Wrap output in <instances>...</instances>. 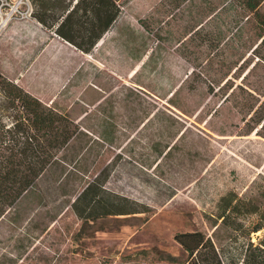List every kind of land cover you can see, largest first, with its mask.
<instances>
[{"label": "rangeland", "instance_id": "1", "mask_svg": "<svg viewBox=\"0 0 264 264\" xmlns=\"http://www.w3.org/2000/svg\"><path fill=\"white\" fill-rule=\"evenodd\" d=\"M230 1L121 0L89 57L33 18L31 0H0V71L81 130L0 219V264H180L175 234L214 236L223 196L264 213L261 29ZM98 174L140 212L81 219L73 202ZM232 231L219 229L221 246L238 244ZM253 234L264 244V228Z\"/></svg>", "mask_w": 264, "mask_h": 264}, {"label": "trees", "instance_id": "2", "mask_svg": "<svg viewBox=\"0 0 264 264\" xmlns=\"http://www.w3.org/2000/svg\"><path fill=\"white\" fill-rule=\"evenodd\" d=\"M120 1L31 0V15L90 54L120 17ZM229 4H237L254 15L261 32L253 52L264 62V0H231ZM263 120L264 116H260L257 123ZM80 132V126L68 113L44 102L0 71V219L36 187L48 170L62 163L60 154ZM103 139L110 142L106 136ZM101 179L98 174L74 200L72 206L81 219L91 221L140 212L139 202L108 190ZM219 208L214 236L203 231L175 234V240L188 252V258L180 264H264V244L251 239L252 233L264 228V213L235 192L223 196ZM255 214L258 221L252 220ZM221 227L233 230L229 237L234 244L243 228L248 238L233 246H221Z\"/></svg>", "mask_w": 264, "mask_h": 264}, {"label": "crops", "instance_id": "3", "mask_svg": "<svg viewBox=\"0 0 264 264\" xmlns=\"http://www.w3.org/2000/svg\"><path fill=\"white\" fill-rule=\"evenodd\" d=\"M51 32H53V31H51ZM53 34L56 36V37H58L59 39H61V40H63L67 45H69L70 47H72V48H74V50H76L75 52H80L81 54H83V55H91L92 53H90V54H87V53H84V52H82V51H80L78 48H76L74 45H72L71 43H69L68 41H66V40H64V39H62L61 37H59L56 33H54L53 32ZM98 45V44H97ZM96 49V48H95ZM95 49H94V51H95ZM51 104H54V103H51Z\"/></svg>", "mask_w": 264, "mask_h": 264}, {"label": "bare ground", "instance_id": "4", "mask_svg": "<svg viewBox=\"0 0 264 264\" xmlns=\"http://www.w3.org/2000/svg\"><path fill=\"white\" fill-rule=\"evenodd\" d=\"M7 20H8V19H4V20H3V26L5 25V23H6ZM106 35H107V34H106ZM104 42H105V37H103V38L100 40V42L98 43L97 46H101ZM88 56L90 57V55H88ZM137 71H138V69H134L132 75H134Z\"/></svg>", "mask_w": 264, "mask_h": 264}, {"label": "water", "instance_id": "5", "mask_svg": "<svg viewBox=\"0 0 264 264\" xmlns=\"http://www.w3.org/2000/svg\"><path fill=\"white\" fill-rule=\"evenodd\" d=\"M3 26V22L1 23V25H0V28Z\"/></svg>", "mask_w": 264, "mask_h": 264}, {"label": "built area", "instance_id": "6", "mask_svg": "<svg viewBox=\"0 0 264 264\" xmlns=\"http://www.w3.org/2000/svg\"><path fill=\"white\" fill-rule=\"evenodd\" d=\"M253 237H254V239H255V233L253 234Z\"/></svg>", "mask_w": 264, "mask_h": 264}]
</instances>
